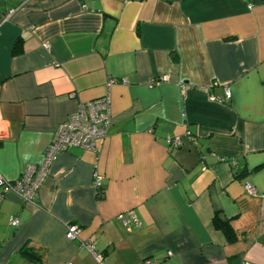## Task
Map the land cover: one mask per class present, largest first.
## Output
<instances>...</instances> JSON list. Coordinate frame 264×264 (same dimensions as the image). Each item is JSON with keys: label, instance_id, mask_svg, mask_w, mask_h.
I'll return each mask as SVG.
<instances>
[{"label": "crops", "instance_id": "1", "mask_svg": "<svg viewBox=\"0 0 264 264\" xmlns=\"http://www.w3.org/2000/svg\"><path fill=\"white\" fill-rule=\"evenodd\" d=\"M106 91L96 159L71 147L33 201L4 193L0 264H98L86 242L100 264H264V1L0 0L1 177L38 164L77 104Z\"/></svg>", "mask_w": 264, "mask_h": 264}, {"label": "built area", "instance_id": "2", "mask_svg": "<svg viewBox=\"0 0 264 264\" xmlns=\"http://www.w3.org/2000/svg\"><path fill=\"white\" fill-rule=\"evenodd\" d=\"M264 1V0H262ZM14 9H9L7 14L13 12ZM165 76H161L160 79H164ZM126 83L125 79L110 80L112 82ZM225 98H229L231 92L229 89H225ZM73 94H70L72 96ZM111 124L110 114V97L109 92H105L103 95L87 100L81 101L77 104L75 110L71 112L67 118L61 122L54 135L46 146L42 160L38 164L28 165L21 176L14 180H7L0 176V202L4 196V193L8 190L17 192L24 201L31 202L34 200L37 191L48 174L50 165L59 153L68 150L71 147H80L95 156L98 154L99 144L105 138L107 129ZM5 127L0 124V140L5 136ZM191 136L190 131H186L185 134ZM190 138V137H188ZM165 144L171 147H179L183 141L180 136L167 135L164 138ZM92 175V188L95 190L96 195L99 194L101 189L102 174L98 171L96 163L93 166ZM245 191L249 194H254L255 189L250 183H245ZM130 219L136 223V218L132 213H129ZM124 223H128L124 219ZM10 224L12 226H18L19 219L15 216L10 218ZM66 238L75 239L79 232L76 225L70 224L66 226ZM88 252H90L98 264L101 263L102 254L95 251V246L91 242L81 244ZM172 252H166V256H171ZM144 264H156L154 259H145ZM71 264V263H69ZM245 264H256L254 262L247 261Z\"/></svg>", "mask_w": 264, "mask_h": 264}, {"label": "trees", "instance_id": "3", "mask_svg": "<svg viewBox=\"0 0 264 264\" xmlns=\"http://www.w3.org/2000/svg\"><path fill=\"white\" fill-rule=\"evenodd\" d=\"M101 193H102V185L100 192L97 196H100ZM212 222L216 228L221 229L224 232V234L227 236L228 239H231L233 237V233L228 221L220 217L218 213L214 215Z\"/></svg>", "mask_w": 264, "mask_h": 264}]
</instances>
